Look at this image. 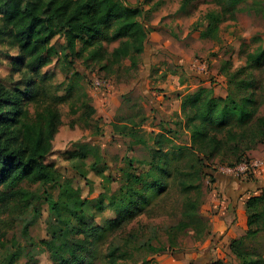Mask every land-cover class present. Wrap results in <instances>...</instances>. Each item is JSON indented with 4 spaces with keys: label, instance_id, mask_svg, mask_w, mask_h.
Here are the masks:
<instances>
[{
    "label": "rangeland",
    "instance_id": "1",
    "mask_svg": "<svg viewBox=\"0 0 264 264\" xmlns=\"http://www.w3.org/2000/svg\"><path fill=\"white\" fill-rule=\"evenodd\" d=\"M113 1L142 8V52L131 30L116 37L121 24L112 21L107 37L74 51L56 34L44 64L26 68L0 22V83L21 93L22 119L45 125L56 111L60 121L46 159L59 183L0 186V264H56L53 253L68 256L64 243L86 237L84 264H109L112 251L118 264H244L232 247L264 264V227L247 236L246 210L237 213L217 182L250 184L246 204L264 191V161L228 167L198 155L182 113L201 91L231 104L247 90L245 123L264 117V55L255 60L264 52V0ZM228 122L239 124L236 115ZM66 183L83 208L62 204L58 217L36 197L61 201ZM180 224L185 232L173 230Z\"/></svg>",
    "mask_w": 264,
    "mask_h": 264
},
{
    "label": "trees",
    "instance_id": "2",
    "mask_svg": "<svg viewBox=\"0 0 264 264\" xmlns=\"http://www.w3.org/2000/svg\"><path fill=\"white\" fill-rule=\"evenodd\" d=\"M140 16H144L142 8L125 1L48 0L40 5H31L24 0H0V22L3 23L4 35L18 41L26 68L44 64V55L52 50L50 41L56 34H62L66 48L74 51L78 41L90 43L97 37H107L112 21H119L122 26L117 30V38L128 30L137 36L138 44L134 45V41L132 44L134 51L140 53L148 38V32L136 20ZM263 55L264 52L255 60H261ZM24 93L27 94V91ZM211 94V91H201L182 106L183 115L193 124L191 149L205 159L216 155L220 163L228 167L249 163V153L264 145V117L245 123L252 116L249 109L251 93L242 91V101L231 104H228L230 98H211ZM21 97V93L12 92L0 83V186L23 180L59 183L60 176L46 163L52 150L51 141L60 124L59 115L52 111L45 125L39 123L42 118L30 121L26 115L22 119ZM232 115H236L239 124L228 122ZM36 199L45 201L49 210L58 217H62V204L67 209L71 204L73 209L81 212L83 208V202L68 183L61 189V201H55L47 192ZM245 210L248 215L246 234L255 236L264 227V191L250 198ZM185 226L180 224L173 230L185 232ZM55 238L56 235H53ZM91 244L89 237L77 240L73 245L64 243L62 246L68 251V256L53 253L56 264H84L87 260L84 252ZM232 250L244 264H257L249 261L237 248L232 247ZM107 261L118 264L115 251L108 254Z\"/></svg>",
    "mask_w": 264,
    "mask_h": 264
},
{
    "label": "crops",
    "instance_id": "3",
    "mask_svg": "<svg viewBox=\"0 0 264 264\" xmlns=\"http://www.w3.org/2000/svg\"><path fill=\"white\" fill-rule=\"evenodd\" d=\"M253 164L264 161V145H260L257 150L249 153ZM223 190L227 193L229 199L233 202V207H237V213L245 215V193L251 191L252 186L248 183L236 181L230 177L224 180H218ZM257 190V188H256ZM232 216V215H230Z\"/></svg>",
    "mask_w": 264,
    "mask_h": 264
},
{
    "label": "built area",
    "instance_id": "4",
    "mask_svg": "<svg viewBox=\"0 0 264 264\" xmlns=\"http://www.w3.org/2000/svg\"><path fill=\"white\" fill-rule=\"evenodd\" d=\"M244 168L241 166V167H237L236 169H234L236 172H241Z\"/></svg>",
    "mask_w": 264,
    "mask_h": 264
}]
</instances>
